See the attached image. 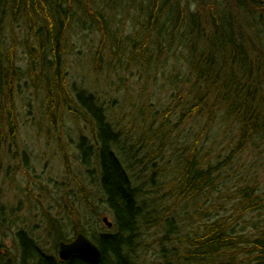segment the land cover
<instances>
[{
    "label": "trees",
    "instance_id": "obj_1",
    "mask_svg": "<svg viewBox=\"0 0 264 264\" xmlns=\"http://www.w3.org/2000/svg\"><path fill=\"white\" fill-rule=\"evenodd\" d=\"M263 1L0 0V149L10 153L14 148L12 157L26 160V150L15 145L14 96L21 86L33 95L41 94L40 118L51 129L59 126L63 114L83 124L78 162L90 175L94 172L90 165L97 167L96 182L92 175L89 185L76 179L84 212L68 195L69 189L62 188L58 200L51 199L58 207L64 204L61 219H48L53 253L37 236L21 229L16 232L13 254L4 241L7 225L0 207V264H87L78 258L61 262L57 257V243L70 242L77 234L99 248L98 264H141L137 260L140 235L152 227L162 233L160 264H264ZM119 11L127 15V21L131 17L127 35L116 19ZM76 30L101 35L91 52L94 70L106 61L110 68L120 65L136 70L146 84L155 85L159 78L170 98L165 115L182 107L175 127L186 120H204L197 123L191 148L171 152L178 170L171 182L176 201L186 198L197 206V217L188 222L190 234L181 235L175 217L153 215L148 204L153 201L136 184L132 168L112 151L119 137L108 122L107 110L90 90L73 94L70 89L66 58ZM19 51L24 69L18 65ZM165 115L157 127L155 121L147 126L153 134L143 144L159 143L158 152L151 153L154 157L164 152ZM214 127L213 139L227 135L230 144L225 155H221L225 146L216 152L207 149L206 157L212 151L214 159L208 161L200 144ZM61 151L66 152L63 147ZM66 158L64 154V167L70 173ZM236 163L240 173L235 172ZM17 168L27 177L26 193L40 202L42 193L32 192L41 190L38 180L23 165ZM161 171L156 165L150 181ZM106 212L112 227L106 233L97 232ZM68 226L71 230L65 233Z\"/></svg>",
    "mask_w": 264,
    "mask_h": 264
},
{
    "label": "rangeland",
    "instance_id": "obj_2",
    "mask_svg": "<svg viewBox=\"0 0 264 264\" xmlns=\"http://www.w3.org/2000/svg\"><path fill=\"white\" fill-rule=\"evenodd\" d=\"M123 13L119 11L116 19L123 27L124 35H127L132 22L131 17L127 21V15L125 18ZM100 39V33L93 34L88 31L82 34L76 30L72 35L73 47L69 50L66 58L67 80L70 89L73 94L81 89L90 90L107 110L108 122L119 137V144L113 147L112 151L124 166L132 168V174L131 172L130 174L132 177L134 176L136 184L142 186L143 192L153 201L151 203L148 201L151 210H154L153 215L162 217L163 214H168V217H175V223L179 232L182 233L181 235L190 234L188 222L190 218L197 217V206L192 205L186 198L180 202L176 201L177 192L171 182L178 170L176 169V157L171 152L172 148L179 150L191 148L198 129L197 123L201 124L204 120H186L183 124L175 127L182 107L178 106L175 111L165 115L164 108L169 104L170 98L159 78L155 85L146 84L136 70L129 71L120 65L110 68L106 65V61H103V67L97 66L94 70L91 52H94ZM82 45L83 47H81ZM79 51L80 55L77 54ZM180 52L183 53V50ZM172 59L173 57L169 61ZM18 60L19 67L24 69V57L20 51ZM115 70L118 71L115 72ZM14 98L18 114V133L15 145L20 150L25 149L27 157L26 160H17L12 157L14 148L10 153L6 152L7 148L0 149V207H2V217L7 225L4 241L10 251L15 254L16 232L22 229L31 237L32 233L37 236L46 251L53 253V243L47 235L48 219H61L64 204L60 203L58 207L57 203L51 199L58 200V193L62 188L69 189L68 195L74 197L79 206L78 209L84 212L83 194L76 184V179L84 185H89L92 175V179L96 182L97 167L94 163L90 165L89 170L94 171L90 175L78 162L77 142L79 133H85L83 124H78L67 114H63L59 126L56 129H51L48 127L46 119L40 118L41 94L33 95L31 91L20 86L15 92ZM149 105L151 107L148 112L147 106ZM164 115L166 116V128H168L162 143L164 152L154 157L151 153L152 151L158 152L159 143L155 141L150 147L144 145L145 141L153 134L148 132L147 126L151 121H155L154 128L157 127ZM220 122L223 123V120L220 119ZM214 132H216V127L211 130V135L200 144L202 156L208 158V161H214L213 152L230 144L227 135H219L213 139L212 133ZM61 147L65 148V153H62ZM210 148L213 149V152L210 151L206 157L205 153ZM228 148L222 150L221 155H225ZM64 154H66V161L69 163L70 173H66L64 167ZM19 165H23L32 178L37 179L42 186L41 190L32 191L38 194L42 193L39 198L40 202L26 193L24 188L27 177L22 174L21 169L17 168ZM156 165H160L162 171L158 175L152 176L153 182H151L150 176ZM236 166L239 168V164ZM140 170H142V175L138 179L137 174L140 173ZM235 172L240 173V168ZM88 193L90 195V192ZM48 194L50 199H46ZM103 216L113 223L107 212ZM93 221H95V217H92ZM101 226L102 229H97V232L106 233L109 231L102 223ZM70 230L69 226L64 228L65 233H69ZM161 236V229L155 227L148 231H142L137 257L141 264H160L158 256Z\"/></svg>",
    "mask_w": 264,
    "mask_h": 264
},
{
    "label": "water",
    "instance_id": "obj_3",
    "mask_svg": "<svg viewBox=\"0 0 264 264\" xmlns=\"http://www.w3.org/2000/svg\"><path fill=\"white\" fill-rule=\"evenodd\" d=\"M102 224L110 229L112 223L107 217L101 219ZM57 257L61 262H67L72 258H78L87 264H98L102 258L99 248L82 234L68 242L57 243Z\"/></svg>",
    "mask_w": 264,
    "mask_h": 264
}]
</instances>
